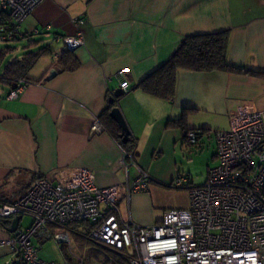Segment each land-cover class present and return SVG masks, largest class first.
<instances>
[{"label": "crops", "instance_id": "1", "mask_svg": "<svg viewBox=\"0 0 264 264\" xmlns=\"http://www.w3.org/2000/svg\"><path fill=\"white\" fill-rule=\"evenodd\" d=\"M72 18L84 21V43L66 56L78 63L69 70L62 61L53 64L51 53L61 47L62 37L77 31ZM20 29L22 36L13 42L22 54L45 52L25 75L27 83L17 98L7 100L10 87L0 84V204L16 200L37 175L51 176L69 167L90 169L101 188L126 182L116 140L105 128L89 134L94 119L103 126L101 115L119 87V70L128 87L114 107L135 140L134 161L153 179L149 190L132 194L120 212L123 219L141 225L157 222L166 209L187 206L186 189L165 187L181 175L180 154L191 146H212L209 169L216 163L213 131L227 126L236 104L248 100L264 108V78L245 74L179 68L168 100L139 87L184 38L198 34L227 31L228 62L264 70V0H43ZM180 117L182 126L169 122ZM184 129L197 131L195 144L183 138ZM133 175L130 169V180ZM185 186L198 185L188 176ZM8 226L0 224V240L10 234ZM34 242L41 259L63 261L61 254L41 250L43 241ZM10 256L8 247L0 246V264Z\"/></svg>", "mask_w": 264, "mask_h": 264}, {"label": "built area", "instance_id": "2", "mask_svg": "<svg viewBox=\"0 0 264 264\" xmlns=\"http://www.w3.org/2000/svg\"><path fill=\"white\" fill-rule=\"evenodd\" d=\"M42 1L0 0V43L22 36L21 22ZM71 22L77 31L62 37L61 47L51 53L55 65L84 43L83 19L72 18ZM115 76L126 91L123 71ZM26 83L18 79L5 98H17ZM103 130L94 119L89 134ZM213 135L216 163L208 169L206 181L186 188L188 177L177 175L165 187L186 189L187 206L166 209L149 225L121 216L120 205H129L134 193L147 192L153 179L119 142L125 183L98 187L94 173L86 167L37 175L16 200L0 204V219L30 218L28 226H18L0 240V246L10 250L5 264L15 259L24 264H69L41 259L34 241L53 239L72 255L69 232L64 229L70 223H80V232L91 243L124 253L128 264H264V108L248 100L238 102L228 114L227 126L214 130ZM183 137L195 144L197 131L185 130ZM130 169L134 171L131 180ZM51 226L58 228L51 231ZM76 257L75 264H83Z\"/></svg>", "mask_w": 264, "mask_h": 264}, {"label": "trees", "instance_id": "3", "mask_svg": "<svg viewBox=\"0 0 264 264\" xmlns=\"http://www.w3.org/2000/svg\"><path fill=\"white\" fill-rule=\"evenodd\" d=\"M227 43V31L188 36L183 39L178 48L165 63L155 69L148 77L139 83V87L148 94L162 99H171L175 90L176 71L179 68L203 72L219 70L264 78V70H251L231 65L227 60ZM13 50L14 47L12 46L0 49V60L3 59L5 54ZM44 52L45 49L42 48L36 51H27L20 57L12 58L4 65L0 73V84L7 85L12 89L18 79H25L27 72L34 66L37 59ZM71 53L72 52L65 53L60 60V62L62 61L61 64L64 68L69 70H73L78 66V63L75 60L66 57ZM111 96L112 95H110V97ZM120 97L121 95L118 98ZM118 98H115L112 103H109L107 111L101 115V117L103 116L105 118L103 121V129L105 128L116 142L120 143L126 152L133 153L135 150V140L128 137L125 142L122 141L119 136L120 129L118 125L108 115V111L114 107V103ZM169 122L182 126L184 118L180 117L175 120H170ZM9 223L10 221L8 219H0V224L4 227ZM18 226L20 227L19 224ZM80 226V223H70L64 226V229H66L78 242V247L84 250L86 249V244L90 243V241L83 239V234L80 232ZM51 231H53V229ZM57 246L63 260L67 261L69 264H75L68 254L66 247L64 245ZM88 248L89 247H87L86 250H90ZM86 257L88 258L89 255H86ZM117 257L114 260L117 261L118 264H128L126 256L120 255ZM81 259L83 264H86V260L89 262L88 259L85 260L83 257H81ZM20 264L24 263L20 261Z\"/></svg>", "mask_w": 264, "mask_h": 264}, {"label": "rangeland", "instance_id": "4", "mask_svg": "<svg viewBox=\"0 0 264 264\" xmlns=\"http://www.w3.org/2000/svg\"><path fill=\"white\" fill-rule=\"evenodd\" d=\"M11 44L15 43H0V49H3L7 46H13ZM14 46H16L14 50L5 54L3 59L0 60V73L7 62H9L12 58L18 57L22 54L21 46L16 44ZM199 148L195 149L193 148V146H191V149L185 151V153L180 154L179 162L177 163L178 167L180 168L179 170L181 175H185L186 177L189 176L191 178L192 183L195 185H200L204 183L206 176L208 175L207 160H210V152L212 150V146L210 149ZM29 223L30 218L28 217H23L20 221V225L22 227L29 225ZM57 228L58 227L56 226L50 227L51 230H56ZM69 236L71 240V246L73 247L72 251L74 253L70 255V257L73 261L76 260V256H79L83 257L85 260H89V262L86 260V264H118L117 261H115L114 259L120 255L124 256V253L115 252L103 246L93 244L91 242L86 244V249L87 247H89L88 249L90 250H82V248L78 247V242L72 237L70 233ZM82 237L83 239H86L84 235ZM47 244L49 245V247H46ZM43 245L45 246L41 250L47 251V249H50L52 253L57 254L60 257V252L58 251L57 243L53 239L43 240ZM86 255H89L90 259L89 257L87 258Z\"/></svg>", "mask_w": 264, "mask_h": 264}, {"label": "water", "instance_id": "5", "mask_svg": "<svg viewBox=\"0 0 264 264\" xmlns=\"http://www.w3.org/2000/svg\"><path fill=\"white\" fill-rule=\"evenodd\" d=\"M54 74H55L54 70L50 71V76H52ZM122 93H123V90L120 87L115 88L113 93H112V96L109 97V99H108L109 103H112L114 101V99L118 98L120 95H122ZM108 115L118 125V127L120 129L119 136L122 139V141L125 142L129 136V130H128V127L125 123V120H124L123 115L121 114L119 108L117 106L113 107L109 111ZM20 219H21L20 216H14L10 220L9 226L6 228L9 233H12L17 229ZM9 264H20V261L18 259H15L12 262H10Z\"/></svg>", "mask_w": 264, "mask_h": 264}]
</instances>
